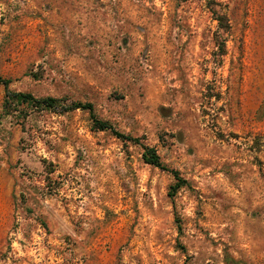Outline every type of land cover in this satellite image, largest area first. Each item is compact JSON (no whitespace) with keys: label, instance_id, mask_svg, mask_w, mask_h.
Returning a JSON list of instances; mask_svg holds the SVG:
<instances>
[{"label":"rangeland","instance_id":"1","mask_svg":"<svg viewBox=\"0 0 264 264\" xmlns=\"http://www.w3.org/2000/svg\"><path fill=\"white\" fill-rule=\"evenodd\" d=\"M0 77V264H264V0H0Z\"/></svg>","mask_w":264,"mask_h":264},{"label":"trees","instance_id":"2","mask_svg":"<svg viewBox=\"0 0 264 264\" xmlns=\"http://www.w3.org/2000/svg\"><path fill=\"white\" fill-rule=\"evenodd\" d=\"M217 21H218L219 27L224 28V29L227 28L223 17H218ZM9 84H10L9 79L0 77V86H2L4 89L6 102L8 99H10V100H16L18 102L27 103L30 105L39 106L43 108H49V109L62 106L61 104L63 101L60 99L51 98V97L36 98L29 93L11 92L8 88ZM5 104L7 105V103ZM67 109L68 110L80 109L83 111H87L90 115V118L92 119L93 127L96 130L98 131L109 130L117 138H120L125 141L137 142V139H133L132 137L125 136V135H122L114 131L107 121L99 120L94 115V109L91 103H72L67 107ZM142 160L145 164L151 167L157 168L161 171L168 172L169 174L172 175L175 182L170 187V194H169L170 198L174 197L177 191L186 185V181L180 177L179 173L176 170L168 168L160 161L158 154L153 148L143 147ZM178 230H180L179 227H178Z\"/></svg>","mask_w":264,"mask_h":264}]
</instances>
